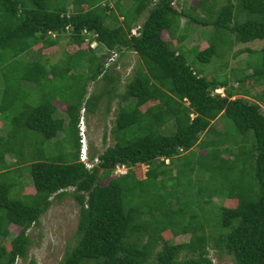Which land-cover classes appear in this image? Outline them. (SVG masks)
Returning a JSON list of instances; mask_svg holds the SVG:
<instances>
[{"label": "trees", "instance_id": "obj_1", "mask_svg": "<svg viewBox=\"0 0 264 264\" xmlns=\"http://www.w3.org/2000/svg\"><path fill=\"white\" fill-rule=\"evenodd\" d=\"M102 1L0 0V68L31 54L17 70L16 84L5 79L0 114L26 94L21 81L28 91L45 82L39 103L25 99L15 112L16 132L0 136V264L26 257L27 231L52 198L65 195L78 205V218L73 243L58 264H212L210 248L231 264H264V91L247 100L248 87L233 89L226 78L203 76L182 45L190 24L202 28L208 44L191 47L202 64L221 60L234 44L264 41V0H193L180 10L175 0H115L117 14ZM61 39L69 50L47 66L45 50L59 48ZM125 51L140 64L117 95L114 144L99 154L87 149L83 162L80 113L94 114L100 99L85 98L87 85L106 81L107 112L119 74L117 62H107L102 52L121 57ZM243 53L249 58L237 82L264 86V44L235 55ZM76 70L82 80L68 81ZM58 78L66 81L59 90L53 85ZM219 118L230 120L233 131L216 130ZM62 131V140L67 132L76 135L65 142L70 155L44 157L40 145ZM28 138L39 143L30 156ZM6 156L14 160L6 162ZM137 165L147 167L144 178H136ZM118 166L126 172L114 174ZM26 173L32 191L13 197L23 190ZM10 226L19 231L8 240ZM181 236L187 241L172 242Z\"/></svg>", "mask_w": 264, "mask_h": 264}, {"label": "rangeland", "instance_id": "obj_2", "mask_svg": "<svg viewBox=\"0 0 264 264\" xmlns=\"http://www.w3.org/2000/svg\"><path fill=\"white\" fill-rule=\"evenodd\" d=\"M114 1L115 0H105L101 2V5L108 4L110 8L114 11L115 14H117L116 8L114 7ZM67 2V0H66ZM193 3V0H175V6L177 10L180 9H187L188 6H190ZM220 4L224 3V0H219ZM122 5L126 6V3L122 2ZM70 8V7H69ZM70 9H74L71 7ZM69 9V10H70ZM73 11V10H72ZM121 19V18H119ZM143 18H141L140 22ZM185 19L182 18L181 23H183ZM192 31H190L188 34V38L183 41L184 44V55L188 61V63L195 68L196 71H199L203 76H206L207 78L216 77L218 79H224L228 81V86L232 87L233 89H239L244 90L246 87H248V90L250 91L251 95L246 96L247 100H253V96L260 94L262 91H264V86H259L258 84H254L252 86H249V84L240 85L237 80L239 78L238 75V69L244 67V63L246 60H248V54L243 53L239 55H235L238 49L243 48H249L251 50H258L260 49L264 41L256 40L249 44H234L230 50L226 52V54H223L222 59L218 60L214 58L209 64H202L195 60L194 55L195 53L191 52V47H196L198 50H203L208 46L204 38L200 36V32L202 31V28L195 24L189 25ZM136 29V28H135ZM134 29V30H135ZM210 28H207V31H209ZM134 32V31H133ZM165 39H168L164 37ZM59 48H48L45 50L44 58H46V65H54L60 63L61 60V54L65 49H68L66 47V40L61 39L59 40L58 44ZM96 46L95 42L90 43V47L93 48ZM173 46V43L171 44V47ZM85 48V47H84ZM73 50L72 48H70ZM69 50V49H68ZM39 53V52H38ZM102 54L105 56L104 59L108 61V58L112 56L113 62H117L118 68L116 72L119 74V79L116 85V88L111 92L110 96H112V99L108 105L109 109L106 112V96L105 91L108 88V84L106 81L102 80L101 78L90 81L86 88V94L85 98L87 99L90 94L94 95L95 97H99V105L97 109L94 111V114H86L84 111H81L82 115V121L85 127V147L86 150L88 149V155L89 154H99L100 152L104 151L106 147L112 146L114 144V139L110 135V129L113 127L114 124V118L116 116L117 110V102L118 98L117 95H120L124 92L125 84L130 80L133 71L137 68L138 64H140V60L138 59V56L131 51H125L121 56L120 55H112L110 53L102 52ZM31 55L28 52H25L24 54L20 55L15 59V61L12 63H6L5 66L0 68V105L1 101L3 100V90H4V82L5 79L7 80V84L13 83L16 84L14 80H16L17 76V70L23 69L25 67H22L24 63V59H28L27 56ZM40 55V54H39ZM38 55V56H39ZM43 56V55H42ZM96 56H100L96 53ZM103 59V60H104ZM44 59H41L43 61ZM112 62V61H111ZM110 62V63H111ZM43 63V62H42ZM44 64V63H43ZM61 65V64H59ZM28 68V67H27ZM74 70V69H73ZM79 70H82L84 73L88 69L81 68ZM249 70H246V73H249ZM79 71L76 70V72H73L72 75L69 77L68 75L67 80L73 81V79L82 80V78L78 75ZM109 74V72H108ZM65 79L60 81V78L54 80L53 85L56 87V89L59 90L60 87H63V84H65ZM20 88H24V91H21V93H26L21 100L18 98V102L13 105L12 107H7L5 111H3L0 114V123L3 124V127L0 129V136H3L6 138L8 136V133L10 131H15L13 125H12V118L15 114V112H20L21 104L26 103L27 100H29L30 105H36L39 103L41 95L40 90L44 87L45 88V82L43 81L41 84L38 85H31V88L28 90L27 87H30V85L27 82H20L19 83ZM26 87V88H25ZM216 93L223 95L224 91L222 89H218L215 91ZM60 95V94H59ZM26 101H23L25 100ZM264 112V108H262ZM214 126L216 130L218 131H224L226 129H230L233 131V126L230 120H226L224 118L218 119ZM22 132V130H20ZM26 133V132H25ZM25 133H22L21 136H18L17 139L19 140L21 149L23 148V143L25 144V140L23 141ZM63 131L57 134L55 139L50 140L45 144H41L40 148L42 152L44 153V157H57L60 154H63L65 156V152L68 153L67 157L70 155L71 148L65 147L66 141L69 142V140L72 138L71 134L67 132V136L64 137V140L60 139L63 135ZM77 133V132H76ZM103 133H105V138L103 140ZM73 137H76L75 134H73ZM200 137H203L202 135ZM35 139V138H34ZM27 143L31 145L28 147V154L30 156V149L33 147L35 148V145H38L39 143L36 142L37 140H33L32 138L26 139ZM51 145V147L49 146ZM197 148V147H196ZM194 147L192 150L194 153H197V150ZM204 153V152H201ZM23 154V153H22ZM6 162H12L13 157L6 156L5 157ZM136 178H144V172L147 170V167L144 165H137L134 169ZM25 171V170H22ZM117 172L124 173V170L122 168L118 169ZM175 173L173 172L172 175ZM28 176L25 179V185H23V190L17 191L15 193H11L13 197H16L14 194H21V192L24 191V193L29 194V192L32 191V186L30 185V177L28 173H26ZM16 176H13L14 182ZM22 181V179H20ZM20 186V185H19ZM18 186V187H19ZM71 189L68 190L70 192ZM218 200H221L218 198ZM228 204H226L227 206ZM78 218V205L70 195H65L60 200H57L55 198L51 199V204L47 208V210L40 216L39 224L33 225L30 227V229L27 231L28 237L30 238L31 242L28 246L27 255L24 259L18 258L15 261V264H30V261H34L35 264H58L66 250L67 246H70L72 242V237L75 231V226ZM9 235L8 240L14 237L15 234L19 231V228L16 226H10L9 228ZM163 236H167L164 234ZM187 236H181L176 239H172L173 243H181L187 241ZM209 257L212 260V264H231V258L227 256L226 254L222 253V256L218 257L217 253L214 252V249H209Z\"/></svg>", "mask_w": 264, "mask_h": 264}, {"label": "clouds", "instance_id": "obj_3", "mask_svg": "<svg viewBox=\"0 0 264 264\" xmlns=\"http://www.w3.org/2000/svg\"><path fill=\"white\" fill-rule=\"evenodd\" d=\"M110 58H112V56H110L108 58V61H110ZM111 61H113V60L111 59ZM216 90H218V89H216ZM77 129L79 131L78 132V136H79V139H80V143L83 146V149H82V152H81V161L85 162L86 161V151L87 150H86V147H85V127H84V124H83V121H82V116H81V120L79 121V123L77 125ZM160 160L164 161V164H166V165L168 164V158H160ZM120 168H122V170H124V173L126 172V169H125L124 166H118V167H116L113 170L114 174H124V173H121V172H117V170L120 169Z\"/></svg>", "mask_w": 264, "mask_h": 264}]
</instances>
